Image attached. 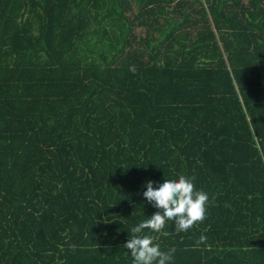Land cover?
Instances as JSON below:
<instances>
[{"label":"trees","instance_id":"obj_1","mask_svg":"<svg viewBox=\"0 0 264 264\" xmlns=\"http://www.w3.org/2000/svg\"><path fill=\"white\" fill-rule=\"evenodd\" d=\"M180 174L170 264H264V0H0V264H132Z\"/></svg>","mask_w":264,"mask_h":264},{"label":"clouds","instance_id":"obj_2","mask_svg":"<svg viewBox=\"0 0 264 264\" xmlns=\"http://www.w3.org/2000/svg\"><path fill=\"white\" fill-rule=\"evenodd\" d=\"M129 71L135 73L137 69L130 66ZM194 179V176L180 174L177 179H164L156 187L152 181L146 183L143 196L158 211L130 230L131 236L123 247L130 251L132 264H170L173 260L175 249L162 251L156 243L158 237L144 230L167 235L164 229L168 221H173L177 233L187 232L206 219L208 195L196 189ZM206 240L207 237L201 235L197 244Z\"/></svg>","mask_w":264,"mask_h":264},{"label":"rangeland","instance_id":"obj_3","mask_svg":"<svg viewBox=\"0 0 264 264\" xmlns=\"http://www.w3.org/2000/svg\"><path fill=\"white\" fill-rule=\"evenodd\" d=\"M133 8L136 10V6L133 5ZM98 27V23L96 22L95 19L91 18L90 19V24L88 25V30L92 31L94 29H96ZM136 36L139 37H143L144 36V31L143 29H136Z\"/></svg>","mask_w":264,"mask_h":264}]
</instances>
